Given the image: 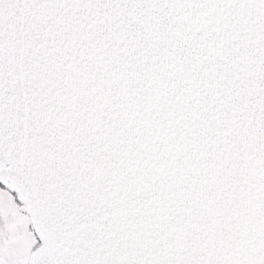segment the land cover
I'll return each instance as SVG.
<instances>
[{
	"label": "snow or ice",
	"instance_id": "6c2138e0",
	"mask_svg": "<svg viewBox=\"0 0 264 264\" xmlns=\"http://www.w3.org/2000/svg\"><path fill=\"white\" fill-rule=\"evenodd\" d=\"M0 264H264V0H0Z\"/></svg>",
	"mask_w": 264,
	"mask_h": 264
}]
</instances>
